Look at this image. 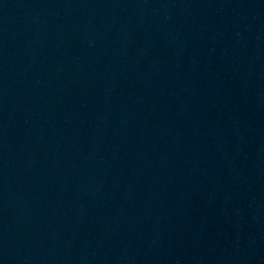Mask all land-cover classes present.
Returning a JSON list of instances; mask_svg holds the SVG:
<instances>
[{
  "label": "water",
  "instance_id": "obj_1",
  "mask_svg": "<svg viewBox=\"0 0 264 264\" xmlns=\"http://www.w3.org/2000/svg\"><path fill=\"white\" fill-rule=\"evenodd\" d=\"M0 264H264V0H0Z\"/></svg>",
  "mask_w": 264,
  "mask_h": 264
}]
</instances>
